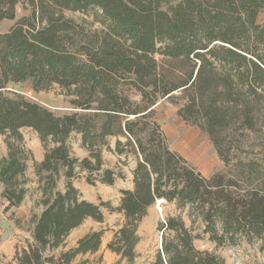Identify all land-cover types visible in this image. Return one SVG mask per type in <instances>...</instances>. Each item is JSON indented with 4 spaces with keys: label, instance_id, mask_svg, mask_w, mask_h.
Instances as JSON below:
<instances>
[{
    "label": "trees",
    "instance_id": "trees-1",
    "mask_svg": "<svg viewBox=\"0 0 264 264\" xmlns=\"http://www.w3.org/2000/svg\"><path fill=\"white\" fill-rule=\"evenodd\" d=\"M15 4L0 0V22L15 19ZM86 4L102 5L110 20L101 45L70 42L63 34L67 26L32 16L0 33V134L8 153L0 159L4 212L26 194L21 130L30 128L44 152L33 164L41 210L32 218L30 238L16 245L14 262L72 264L78 255L96 252L102 230H90L68 248L64 241L86 219L101 222L103 208L123 214L107 244L132 262L137 225L157 200L186 208L193 218L190 227L180 216L158 223V264H224L195 247L204 235L217 245L264 241V18L258 21L264 0H178V14L156 17V8H132L123 0L64 1L78 9ZM164 39L169 55L181 57L179 64L150 54ZM23 83L35 92L59 89L71 110L56 113L6 90ZM164 100L178 104L177 116L206 133L222 169L206 177L169 148L155 116ZM72 133L80 135L83 158L69 150ZM110 138H116L112 149ZM104 149L136 157L133 188L120 190L116 207L81 198L72 182L80 172L92 184L115 182L116 171L103 164ZM194 222L202 227L196 230Z\"/></svg>",
    "mask_w": 264,
    "mask_h": 264
},
{
    "label": "rangeland",
    "instance_id": "rangeland-1",
    "mask_svg": "<svg viewBox=\"0 0 264 264\" xmlns=\"http://www.w3.org/2000/svg\"><path fill=\"white\" fill-rule=\"evenodd\" d=\"M66 0H16L15 19H6L0 22V33H4L15 25L23 17H33L39 23H48L56 19L61 25L67 26L63 31L64 36L70 42L87 45H101L107 37L110 20L103 17L104 9L102 5L86 4L83 8H75L72 5L64 6ZM107 3V0H103ZM129 3L132 8H150L156 10L153 15L162 16L165 13L178 14L181 11L178 0H123ZM149 3V4H148ZM108 4H106L107 6ZM172 11V12H170ZM102 14V16H101ZM101 16V17H100ZM103 17V18H102ZM264 18V11L258 15V21ZM167 40L159 41L155 44L154 50L150 53L158 62L165 60L179 64L181 57H173L167 51ZM200 44V42H199ZM6 90L15 91L27 99L45 105L56 113H65L71 110L68 98L59 89L41 90L35 92L29 84H13ZM178 104H173L166 100L160 101L155 107L156 118L161 125L163 133L167 136L169 148L185 157L203 175H209L213 171L223 168V163L219 160L217 153L205 132L196 125H190L178 117L176 114ZM24 142L22 148L27 154L26 160V194L18 207L4 212V202L0 199V264H16L13 255L17 244H24V241L31 236L32 218L38 215L41 210L39 205L41 190L39 188L38 177L33 168L34 162L41 161L43 157V147L38 136L30 129L21 130ZM5 137L0 134V159L7 156V146ZM116 138H110L109 147H114ZM68 146L71 154L77 158H83L87 151L81 146L80 135L72 133L68 139ZM104 166L113 168L117 177L113 184H94L85 181V172H80L73 178L72 182L78 189L81 198L95 203L109 201L113 207L119 205L120 190L132 189V171L135 168L136 157L134 154H116L112 150H103L102 154ZM60 189L64 187V178L58 180ZM2 184H0V192ZM104 218L101 222L92 218L86 219L81 225L66 237L65 248L74 246L75 241L90 232V230H102L101 246L94 253L78 255L72 264H158L157 253L161 248L158 223L163 222L167 215L180 216L185 225L190 227L192 217L187 209H179L175 203H165L157 205V201L147 209V214L137 225L138 241L135 247V258L132 262L112 252L108 248L115 230L119 229L123 222V214L102 209ZM196 230L201 226L199 222H194ZM202 227V226H201ZM198 250H205L224 259V264H264V241L240 242L237 245H217L201 236L194 240Z\"/></svg>",
    "mask_w": 264,
    "mask_h": 264
},
{
    "label": "built area",
    "instance_id": "built-area-1",
    "mask_svg": "<svg viewBox=\"0 0 264 264\" xmlns=\"http://www.w3.org/2000/svg\"><path fill=\"white\" fill-rule=\"evenodd\" d=\"M163 203V200H157V205H160Z\"/></svg>",
    "mask_w": 264,
    "mask_h": 264
},
{
    "label": "crops",
    "instance_id": "crops-1",
    "mask_svg": "<svg viewBox=\"0 0 264 264\" xmlns=\"http://www.w3.org/2000/svg\"><path fill=\"white\" fill-rule=\"evenodd\" d=\"M215 149V148H214ZM173 150V149H172ZM175 151V150H174ZM178 153V152H177ZM185 158V157H184ZM186 159V158H185ZM187 160V159H186ZM188 161V160H187ZM217 171V170H216ZM213 172H215V171H213ZM211 174H213V173H211ZM211 174H209V175H206V177H208V176H210ZM203 175V174H202ZM205 176V175H204Z\"/></svg>",
    "mask_w": 264,
    "mask_h": 264
},
{
    "label": "water",
    "instance_id": "water-1",
    "mask_svg": "<svg viewBox=\"0 0 264 264\" xmlns=\"http://www.w3.org/2000/svg\"><path fill=\"white\" fill-rule=\"evenodd\" d=\"M175 94H177V92H174Z\"/></svg>",
    "mask_w": 264,
    "mask_h": 264
}]
</instances>
